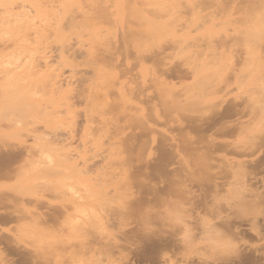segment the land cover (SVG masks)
I'll use <instances>...</instances> for the list:
<instances>
[{
	"label": "rangeland",
	"instance_id": "374dc122",
	"mask_svg": "<svg viewBox=\"0 0 264 264\" xmlns=\"http://www.w3.org/2000/svg\"><path fill=\"white\" fill-rule=\"evenodd\" d=\"M69 46L77 52L66 57ZM103 47L120 62L95 55ZM22 141L31 152L0 160V193L13 195L0 214L14 215L0 219L11 246L0 241V252L13 263L36 264L40 249L50 264L264 253V229L252 232L264 226V0H0V145ZM21 171L42 199L17 200L29 186ZM61 203L71 215L46 216ZM36 217L49 226L21 227ZM226 220L246 235L225 237ZM101 239L123 248L100 249Z\"/></svg>",
	"mask_w": 264,
	"mask_h": 264
},
{
	"label": "bare ground",
	"instance_id": "6f19581e",
	"mask_svg": "<svg viewBox=\"0 0 264 264\" xmlns=\"http://www.w3.org/2000/svg\"><path fill=\"white\" fill-rule=\"evenodd\" d=\"M53 46H54V45H53ZM53 46H52V47H53ZM66 47H68V46H66ZM69 47H70V46H69ZM48 48H49V47H48ZM63 48H64V47H63ZM105 48H106V47H105ZM105 48L103 47V49H102L103 52H102V50H101V51L99 50V51H98L99 54L95 53V55H97V56H98V55H101V58L103 57V55H105L104 57H107V55H108V56H109V62H111V61L114 60V59L117 61V60H118L117 57H119V59H120L121 54H120V56H117V55H119V54L115 55V54H116V51L112 50L111 48L109 49V47H108V49H109V51H108V49H107V48L105 49ZM161 48H162V46L160 47V49H161ZM51 49H52V48H51ZM68 49H69V50L71 49V51H72L73 53H74V51H75V49H74L73 47H72V48H71V47H70V48H67V50H66V48H65V49H64V55H65L66 57H69V56L72 55V54H70V53H72V52L69 51ZM160 49H159V50H160ZM55 50H56V49H55ZM76 50H77V49H76ZM106 50H107V51H106ZM52 51H53V50H52ZM59 51H60V50H59ZM65 51H68L69 54H68V52H67L68 55H66ZM155 51H158V49L155 50ZM161 51H162V50H161ZM161 51H159V52H161ZM163 51H164V49H163ZM62 52H63V50H62ZM76 52H77V51H76ZM76 52H75L73 55H75ZM101 52H102V53H101ZM106 52H108V53L106 54ZM109 52H110V54H111L112 56L109 54ZM151 52H152V51H151ZM48 53H49V52H48ZM56 53L58 54V51H57ZM60 53H61V51L59 52V55H60ZM114 53H115V54H114ZM141 53H142V54H140V52H139V56H140V55H143V52H141ZM155 53H157V52H155ZM155 53L152 52V55H153V54L155 55ZM49 54H50V53H49ZM149 54H150V53H149ZM45 55H46V54H45ZM52 55H54V54H51L50 56H52ZM46 56H47V55H46ZM61 56H63V54H61ZM65 56H64V57H65ZM48 57H49V55H48ZM48 57H46L45 59L49 60ZM56 57H57V56H56ZM111 57H114V58H112V59L110 60ZM141 57H142V56H141ZM141 57H140V58H141ZM54 58H55V57H54ZM62 58H63V57H62ZM99 58H100V57H99ZM142 58H143V57H142ZM102 59H103V58H102ZM105 60H108V59L106 58ZM115 60H114V61H115ZM127 60H128V59H127ZM127 60H126V61H127ZM45 61H46V60H45ZM67 61H68V60H67ZM100 61H101V60H100ZM102 61H104V60H102ZM102 61H101V62H102ZM114 61H112V64H113V63H116V61H115V62H114ZM118 61H119V60H118ZM128 61H129V60H128ZM59 62H60V61L58 60V63H59ZM109 62H108V63H109ZM119 62H120V61H119ZM61 63H62V61H61ZM102 63H103V62H102ZM130 63H131V61H130ZM45 64H46V63H45ZM96 64H97V63H96ZM100 64H101V63H100ZM109 64H110V63H109ZM112 64H111V65H112ZM125 64L127 65L128 63H125ZM98 65H99V63H98ZM128 65H129V64H128ZM130 65H131V64H130ZM112 66H113V65H112ZM166 67H167V66H166ZM168 67H170V65H169ZM174 67H175V66H174ZM174 67L171 66V67L168 68V69L171 71V70H172L171 68H173V70L176 68V67H175V68H174ZM177 67H178V66H177ZM113 68H114V67H113ZM128 68H129V67H127V70H128ZM121 69H122V68H121ZM121 69H120V70H121ZM168 69H167V72H168ZM124 70H125V67L123 68L122 72L120 71L121 74H127V73L129 72V70H128V71L125 70V71H127V73H126ZM177 70H178V69H175L176 72L173 71V72H169L170 74H169V73H168V74L171 75V74H174V73H178V75H179L180 72H178ZM120 72H119V74H120ZM83 74H84V72H83ZM117 74H118V71H117ZM71 75H72V74H71ZM80 75L82 76V74H80ZM62 76H63V74H62ZM81 76H79L80 78L78 77L79 79H78V78H72V79H74V80H75V79H78L79 81H80V80L82 81V79L85 78V77L83 76L82 79H81ZM72 77H74V76L72 75ZM76 77H77V76H76ZM119 78H121V77H119ZM70 79H71V78H70ZM70 79H69V80H70ZM85 79H86V78H85ZM85 79H83V80L85 81ZM67 80H68V79H67ZM69 80H68V82H70ZM74 80H71V81H74ZM118 80H119V79H118ZM79 81L77 82V80H76V81H75L76 84H77V83H80V84L82 85V83L84 82V81H82V82H81V81L79 82ZM75 82H74V83H73V82H72V83L70 82L69 84H68V83H67V84H68V85H71V84H75ZM128 82H129V81H128ZM58 83H61V82H59V80H58ZM63 83H64V82H63ZM90 83H91V82H90ZM56 84H57V83H56ZM76 84H75V85H76ZM80 84H79V86H77V87H79V88H78V89L76 88V89L78 90V91H76V94H77V92H78V93L81 95L82 92H83V91H82V90H83L82 88L85 87V83H84V86L82 85L81 87H80ZM88 84H89V83H88ZM109 84H110V83H109ZM109 84H108V87L110 88L111 84H110V85H109ZM131 84H132V83H131ZM22 85H23V84H22ZM59 85H60V84H59ZM61 85H63V84H61ZM61 85H60V86H61ZM95 85H96V84H95ZM56 86H57V85H56ZM88 86H89L90 92H92V91L95 89L94 86H92L91 84L88 85ZM90 86H91V87H90ZM113 86H114V85H113ZM113 86H112L111 88H116L115 86H114V87H113ZM127 86H128V85H127ZM136 86H137V85H136ZM136 86H135V87H136ZM75 87H76V86H75ZM97 87H98V86H97ZM103 87H104V86H103ZM103 87H102V89H103ZM125 87H126V85H125ZM130 87H131V86H130ZM106 88H107V87H106ZM139 88H140V87H139ZM98 89H99V88H97V90H94L95 92L93 91L92 93H98L97 91H100L101 88H100L99 90H98ZM123 89H124V88H123ZM127 89H128V88H127ZM132 89H133V88H132ZM132 89H129V90H131V92H133ZM107 90H109V89H107ZM107 90L105 89L104 91H107ZM139 90H142V89H139ZM88 91H89V90H88ZM134 91H135V90H134ZM143 91H144V90H143ZM122 92H123V91H122ZM127 92H128V90H127ZM139 92L141 93V91H139ZM103 93H104V92H103ZM144 93H145V92H144ZM144 93H143V94H144ZM79 94H78V95H79ZM83 94H84V93H83ZM85 94H86V93H85ZM123 94H124V93H123ZM127 94H128V93H127ZM132 94H133V93H132ZM135 94H136V93H135ZM137 94H138V93H137ZM137 94H136V95H137ZM145 94H146V93H145ZM78 95H75V96L79 97ZM87 95H88V94H87ZM105 95H106V93H105ZM124 95H125V94H124ZM129 95H131V94L129 93ZM75 96H74L73 98H75ZM81 96H82V95H81ZM81 96H80V98H81ZM89 96H90V95H89ZM137 96H140V95L138 94ZM145 96H146V95H145ZM84 97H85V96H84ZM84 97H83V98H84ZM93 98H95V97H93ZM96 98H97V97H96ZM132 98H133V95H132ZM78 99H79V98H78ZM86 99H87V98H86ZM103 99H104V98H103ZM93 100H94V99H93ZM107 101H108V100H107ZM72 103L75 104V102H72ZM109 103H110V101H109ZM195 126H196V125H195ZM197 126H198V125H197ZM200 127H202V125H200ZM225 128H226V127H225ZM225 128H224L223 130H224V131L226 130V131L229 133V132H230L229 127H228V130H227V128H226V129H225ZM220 131H221V130H220ZM224 131H222V132H224ZM226 131H225L224 133H227ZM54 136H55V137H60L61 135H60V133H56V132H54L53 138H54ZM63 137H64V136H63ZM56 139H57V138H56ZM226 143H227V142H226ZM226 143H224V145L227 146V147H229L230 144L227 143V145H226ZM228 144H229V146H228ZM236 145H237V146H236ZM240 145H241V144H240ZM240 145H239V143L236 144V143L234 142V147H233V148L237 149L236 147L239 148ZM246 145H247V144H244V145H243V148H244V147H245V149H246V147L250 148L249 145H247V146H246ZM216 146H217V147H219V146L222 147V145H220V144H218V145H216ZM232 146H233V145H231V147H232ZM235 146H236V147H235ZM250 146H251V145H250ZM221 147H219V148H221ZM227 147H222V148L224 149V148H227ZM24 149L26 150V147H25L23 141H22V142H19V143H17V144H3V145H0V156H1V155H4V157L1 156V157H3V158L0 157V160L3 159V161L5 162V161H7V160L14 159L16 156H20V155H22L23 152H26V151H27L26 154H28L29 152H31L30 150H26V151H24ZM241 149H242V145H241V148H239L238 150L242 151ZM243 150H244V149H243ZM247 150H248V149H247ZM91 158H92V157H90V159H91ZM25 159H28V158H25ZM35 159L39 160L38 158H35ZM35 159L31 160L32 162L29 161V163H31V165H32V164L36 165V164H37V162H36L37 160H35ZM86 159H87V158H86ZM88 159H89V157H88ZM34 160H35V161H34ZM91 160H92V159H91ZM83 161H84V160H83ZM86 161H87V160H86ZM86 161H84V162L87 164L88 162H86ZM34 162H35V163H34ZM38 162H39V161H38ZM95 162H96V160H95ZM89 163H90V162H89ZM0 164H1V162H0ZM39 164H40V163H38V165H39ZM95 164H96V163H95ZM97 164H98V163H97ZM84 165H85V164H84ZM89 165H91V163H90ZM92 166H93V165H92ZM232 166H233V165H232ZM232 166H231V167H232ZM36 167L39 168L40 166H37V165H36ZM90 167H91V166H90ZM91 168H94V167H91ZM97 168H98V166H97ZM86 169H87V168H86ZM86 169H85V170H86ZM89 170H90V169H89ZM89 170H88V171H89ZM93 170H94V169H93ZM3 172H5V171H3L2 167H0V175H1V174L3 175V174H4ZM245 173H246V172H245ZM250 174H251V173H250ZM18 176H20L19 179H21V180L23 179V180H24L23 182L26 181V183H29V181H27V180H31V179H32V178H30V179L28 178V177H31V175H30L28 172H25V173L22 172V171H21V172H18ZM27 178H28V179H27ZM25 179H27V180H25ZM262 179H263V178H262ZM32 180H33V179H32ZM26 183H25V184H26ZM207 183H208V182H207ZM25 184H24V185H25ZM24 185H22V186L20 185L21 188H23ZM33 185H35V184H33ZM27 186H28V185L26 184L25 187H24L23 189H21V190H20V189H19V190H15V193H17V194L19 195V196H17V198H18L17 200L19 201V199H20V201H21V202L19 201L20 203H23L22 200H24V199H25V196H27V195H28V196H34V197H36V199H37L38 201H39L40 199H42V197H40L39 194H36V193H37V190L35 191V192H36V193H35L36 195L34 194V192H30V193H32L33 195H32V194L29 195V194H28L29 191H32V189L30 190V188H31L30 183H29V186H30V187L28 186V187H29V188H28ZM33 189H34V188H33ZM28 190H29V191H28ZM27 191H28V192H27ZM33 191H34V190H33ZM74 193H75L74 195L76 196V192H74ZM12 194H13V193H12ZM97 194H98V193H97ZM79 195H80V194H79ZM11 196H13V195H11V192H10V193H8V192H1V193H0V204H3V203H4V202H1V200H2V201L4 200V201H6V202L11 201V200H12V199H11V198H12ZM38 196H39V197H38ZM88 196H89V198H90L91 195H88ZM88 196H85V195L82 196V195H81L80 198H81V197H84V200H86V199L88 198ZM95 196L98 197V196H100V195L98 194V196H97V195H95ZM91 197L93 198V196H91ZM96 197H95V198H96ZM263 197H264V196H263ZM85 198H86V199H85ZM261 199H262V198H260V200H261ZM71 200H72V199H71ZM79 200H80V199H79ZM81 201H82V199H81ZM6 202H5V203H6ZM12 202H13V201H12ZM73 202H74V204H75V200H74ZM77 202H78V201H77ZM86 202L89 203V201H87V200H86L84 203L86 204ZM96 202H97V201H96ZM260 202H261V201H260ZM263 202H264V201H263ZM5 203H4V204H5ZM80 203H81V202H80ZM82 203H83V202H82ZM64 204H65V203H64ZM64 204L61 203L62 207H59V206H58V207H53V208H51V210L48 211V214H46V216H47V217H51V219H54V218H57V217L61 216L64 212L68 213V215H69V214H70V213H69V212H70L69 209L71 208V206H67V205L65 206ZM72 204H73V203H71V204L69 203L68 205H72ZM74 204H73L72 207H78V206H77V203H76L75 205H74ZM69 207H70V208H69ZM70 215H71V214H70ZM39 216H40V217L42 216V215H41V211H39ZM224 216H225V215H224ZM47 217H46V220L48 219ZM11 218H12V219L14 218V215L12 216L11 213H9V214H8V213L0 214V219L3 220V221H8V220H10ZM222 219H223V218H222ZM225 219H227L226 216H225ZM46 220H45V221H46ZM231 220H232V219H231ZM263 220H264V219H263ZM41 221H42L41 219L38 220V218L36 217V218L33 219L31 222H30V221H29V222H22L23 224H21V225H22L21 227H25V226L28 227V225H29V226H33V225H34L33 227H34V229H36V228L39 227V226H38V224H39L40 227H41L42 229H46V228L49 226V223H48L49 221H46V222L43 223V224H41ZM103 221H104V220H103ZM222 222H224L225 225H226L227 222L229 223L228 220H226V222H225V221H222ZM241 222H242V221H241ZM243 222H244V221H243ZM47 223H48V224H47ZM92 223H93V222H92ZM95 223H96V222H95ZM101 223H102V222H100V224H101ZM224 223H223V224H224ZM228 223H227V226L225 227L226 229H224L223 232L226 233V232L232 230V228H234V229H233V230H234V234H232V233H233L232 231H230L231 233L228 232V234H229L230 236L235 235V236H234L235 238H236L237 236H240V237H237V238H241V237L243 236V234H244V230H243L244 228L242 229V228H240L239 226H240L242 223H241V224H236V225H233V224L235 223V221L232 222L233 224L230 223V224H232V225H230V224H228ZM236 223H237V222H236ZM262 223H263V225H264V221L261 222V224H262ZM89 224L91 225V223H89ZM96 224H97V223H96ZM100 224H98V225L100 226ZM85 225H88V224L86 223ZM90 225H88V226L91 227ZM237 225H239V226H237ZM36 226H37V227H36ZM88 226H87V227H88ZM92 226H94V225L92 224ZM231 226H232V227H231ZM242 226H243V225H242ZM258 226H259V225H258ZM258 226H257V227H258ZM40 227H39V228H40ZM87 227H86V228H87ZM89 227H88V228H89ZM227 227H228L229 229H228ZM230 227H231V228H230ZM244 227H245V226H244ZM260 227H261V231H262V229H264V226H262V225L259 226L258 229H257L255 226H254L253 228L251 227V230L254 229V228H256V229L252 230V232L255 231V233H256V232L259 233L260 231L258 232V230H260ZM262 227H263V228H262ZM41 228H40V229H41ZM88 228H87V229H88ZM91 228H92V227H91ZM195 228H196V227H195ZM201 228H202V227H201ZM223 228H224V227H223ZM199 229H200V228H199ZM220 229H221V228H220ZM89 230H90V228H89ZM195 230H196V229H195ZM226 230H227V231H226ZM197 231H198V229H197ZM241 231H242L243 233H242ZM199 232L201 233L202 230H200ZM223 232H222V233H223ZM245 232L247 233V231H245ZM88 233H89V232H88ZM225 233H224V234H225ZM241 233H242V236L240 235ZM261 233H262V232H261ZM261 233H259V234H261ZM245 235H246V234H245ZM245 235H244V236H245ZM90 236H91V235H90ZM98 236H99V235H98ZM157 236H158V235H157ZM167 236H168V235H167ZM172 236H173V234H172ZM227 236H228V235H227V233H226L225 237H227ZM230 236H229V237H230ZM244 236H243V237H244ZM91 237H92V236H91ZM155 237H156V236H155ZM160 237H161V236H159V239L157 238L156 240H155V239H154V240H155L156 242L160 243L159 240L162 239V240H161V244H159V245L161 246V245L163 244L162 241H163V240L165 241L166 239H164V238H161V239H160ZM163 237H164V236H163ZM175 237H176V236H175ZM175 237H174V238H175ZM232 237H233V236H232ZM234 237H233V238H234ZM243 237H242V238H243ZM99 238H101V237L99 236ZM169 238H170V237H169ZM174 238H170V239H174ZM176 238H177V237H176ZM89 239H90V237H89V238H88V237L86 238V240L88 241V243L90 242ZM96 239L98 240V238H95V240H96ZM167 239H168V238H167ZM7 240H8V238H6L4 235H0V241L4 243V246H5V247H10V248H11V246L7 244V243H8ZM101 240H102V239H101ZM114 240H115V239H114ZM114 240H113V241H110V240L108 241V239H107V240H105V239L102 240V241H101L102 243H100V244H101V245H100V249H101L102 245L104 244L103 241H105V244H108V243H109L108 245H105V246L103 245V247H105V248L107 249L108 247L110 248V246L112 245L111 247H113V249H114V247H116V246L118 245V244L116 245L117 242H115ZM152 240H153V239H151V241H152ZM154 240H153V242H151V243H153V244L156 243ZM168 240H169V239H168ZM175 240H176V239H175ZM182 240H183V239H182ZM21 241H22V240H21ZM87 241H86V242H87ZM93 241H94V240H93ZM99 241H100V240H99ZM116 241H117V240H116ZM172 241H174V240H172ZM177 241H178V240H177ZM177 241H176V242H172V243H171L172 246H174L175 244H173V243H177ZM244 241H246V240H244ZM110 242H111V243H112V242H113V243L115 242L114 244H115L116 246H114V245L111 244ZM169 242H170V241H169ZM178 242H179V241H178ZM180 242H182V241L180 240ZM98 243H99V242H98ZM118 243H119V242H118ZM66 244H68V242H67ZM85 244H86V243H85ZM85 244L83 245L84 247H86L85 249L90 248V247L87 248V245H85ZM110 244H111V245H110ZM153 244H152V247H153ZM156 244H157V243H156ZM165 244H166V243H165ZM171 244H170V246H171ZM88 245H90V244H88ZM109 245H110V246H109ZM120 245H121V243H120L118 246H120ZM122 245H123V244H122ZM122 245L120 246V248L122 247ZM167 245H168V244H167ZM177 245H178V244H177ZM57 246H58V245H57ZM57 246H55V250L57 249ZM96 246H97V243H96ZM106 246H108V247H106ZM118 246H117V247H118ZM160 246H158V247H156V248L153 247V249H154V254H155V252H156L155 250H157V248L159 249ZM178 246H179V245H178ZM178 246H177V249H178ZM103 247H102V248H103ZM164 247H165V245H164ZM168 247H169V246H168ZM1 248H2V247H1ZM58 248H61V247H58ZM95 248H96V247H95ZM97 248H99V247L97 246ZM109 248H108V249H109ZM118 248H119V247H118ZM120 248H119V249H120ZM122 248H123V247H122ZM169 248H170V247H169ZM171 248H172V247H171ZM171 248H170V249H171ZM13 249H15V248L13 247ZM17 249H18V248H17ZM21 249H26V251H28L27 249H29V248H27V246H26V248H21ZM38 249H39V248H38ZM110 249H112V248H110ZM164 249H165V248H164ZM170 249H169V250H170ZM172 250H173V249H172ZM172 250H171V251H172ZM16 251H17V250H16ZM26 251H25V250H23V251L21 250V252H20V254H21L24 258L27 257V256H31V255L34 254V253L31 254V253L33 252L32 250H31V252H29L30 249H29V251H28L29 253L26 252ZM39 251H40V252H39ZM57 251L60 252L59 249H58ZM57 251H55V252H57ZM138 251H139V250H138ZM143 251H144V250H143ZM140 252H141V251H140ZM140 252H138V253L141 254L142 252H141V253H140ZM26 253H27V254H26ZM36 253H38V255H37L38 258L34 259V260H36V264H45L44 262H47L48 264H50V262H52L50 259H48L49 257H51V256H50L51 254L49 255V253H47V254H48V255H47V254H46V251H45L44 249H40V250H38V251L36 250ZM143 253H144V252H143ZM167 253H169V252H166V254H167ZM0 254L4 256L5 253L0 252ZM29 254H30V255H29ZM56 254H58V253H56ZM169 254H170V253H169ZM143 255H144V254H143ZM143 255L141 254V256H143ZM155 255H159V253H158V254H155ZM155 255L152 254V256H151L152 260L155 259V257H154ZM167 255H168V254H167ZM35 256H36V255H35ZM37 256H36V257H37ZM48 256H49V257H48ZM138 256H139V255H138ZM146 256H148V255L146 254ZM163 256H164L166 259L169 258V256L166 257V255H164V254H163L161 257H163ZM170 256H171V254H170ZM23 257L21 258V261L24 260ZM156 257H158V256H156ZM159 257H160V256H159ZM1 258H2V257H1ZM33 258H34V256H33ZM140 258H141V257H140ZM140 258H139V259H140ZM22 259H23V260H22ZM25 259H26V258H25ZM30 259L32 260L31 257L29 258V260H30ZM59 259H60V258H59ZM156 259H157V258H156ZM159 259H160V258H159ZM162 259L164 260V258H162ZM162 259H161V260H162ZM170 259L172 260L171 257L169 258V260H170ZM27 260H28V257H27ZM29 260H28V262H29ZM54 260H55V259H54ZM57 260H58V258H57L55 261H57ZM150 260H151V259H150ZM161 260H157L156 262H158V263H156V264H159V263L161 262ZM167 260H168V259H167ZM167 260H166V262H167ZM0 261H1L0 264H16V263H13L14 261L11 260L10 257L7 256V254H6L2 259H0ZM187 261H188V260H187ZM201 261H202V259H201ZM203 261H204L205 263H207V264H210V262H211V263H218V264H220L218 258H215V257H212V258H204ZM19 262H20V261H19ZM25 262H26V261H25ZM25 262H23V263L26 264ZM30 262H31V261H30ZM151 262H152V261H151ZM162 262H163V261H162ZM162 262H161V263H162ZM164 262H165V261H164ZM166 262H165V264H166ZM168 262H170V261H168ZM189 262H190V261H189ZM189 262H188V263H189ZM220 262H222V263H223V262H225V263L227 262L228 264H236V263H238V264H240V263H242V264H264V253H258V255H257V253H252V252H251V253H249V252L247 253V252H244V251H242V250H240V251L237 250V251L235 252V255H234L232 258L222 259ZM23 263H21V264H23ZM47 263H46V264H47ZM154 263H155V262H154ZM154 263H153V264H154ZM170 263H171V264H172V263L174 264V261H172V262H170ZM227 263H226V264H227ZM28 264H29V263H28ZM32 264H33V263H32Z\"/></svg>",
	"mask_w": 264,
	"mask_h": 264
}]
</instances>
